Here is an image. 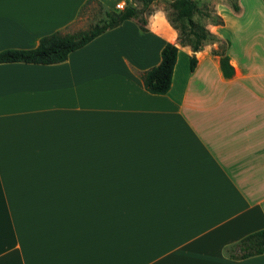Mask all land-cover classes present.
<instances>
[{
  "label": "crops",
  "instance_id": "1",
  "mask_svg": "<svg viewBox=\"0 0 264 264\" xmlns=\"http://www.w3.org/2000/svg\"><path fill=\"white\" fill-rule=\"evenodd\" d=\"M84 1L0 0V52L66 30ZM245 1L206 25L231 75L217 43L177 45L164 94L139 78L176 44L163 10L59 63H0V264H264L226 253L264 228V3Z\"/></svg>",
  "mask_w": 264,
  "mask_h": 264
},
{
  "label": "trees",
  "instance_id": "2",
  "mask_svg": "<svg viewBox=\"0 0 264 264\" xmlns=\"http://www.w3.org/2000/svg\"><path fill=\"white\" fill-rule=\"evenodd\" d=\"M91 1L85 0L79 12ZM264 3V0H262ZM151 0H128L117 10H104V18L85 30L68 32L57 30L41 36L37 44L29 49H6L0 52L1 62H25L52 64L64 61L69 52L83 46L103 31L119 25L125 19L133 20L140 30L147 29V18L154 11L150 8ZM233 12L239 11L238 0H227ZM78 12V14H79ZM168 24L176 31V44L166 42L160 50L159 62L141 72L139 78L143 87L153 94H164L170 85L171 73L177 54V45L189 46L192 52L205 45L217 43L211 53L219 56V66L223 76L231 75L232 68L225 54L227 42L207 30V24H221L222 20L215 10L198 11L193 0H170L168 8L163 9ZM194 13L206 18V24L192 20ZM195 58L189 57V69L194 67ZM264 252V228L245 235L226 248L230 257L244 258Z\"/></svg>",
  "mask_w": 264,
  "mask_h": 264
},
{
  "label": "rangeland",
  "instance_id": "3",
  "mask_svg": "<svg viewBox=\"0 0 264 264\" xmlns=\"http://www.w3.org/2000/svg\"><path fill=\"white\" fill-rule=\"evenodd\" d=\"M128 1V0H127ZM195 3L196 9L198 11L203 12L206 10H215V7L218 5H224L227 3V0H193ZM170 0H151L149 7L155 10H163L164 8H168ZM244 4H247L245 0H242ZM121 5L124 4L122 2ZM118 4L105 5L99 1H91L88 3L77 15V18L73 23H71L65 31L68 32H76L80 30H85L89 28L94 23H99L101 19L104 18V10L112 9L117 10L120 7ZM192 20L199 24H206V18L201 16L200 14L194 13L192 16Z\"/></svg>",
  "mask_w": 264,
  "mask_h": 264
},
{
  "label": "built area",
  "instance_id": "4",
  "mask_svg": "<svg viewBox=\"0 0 264 264\" xmlns=\"http://www.w3.org/2000/svg\"><path fill=\"white\" fill-rule=\"evenodd\" d=\"M117 6H118V7H120V8L122 7V5H121V4H118Z\"/></svg>",
  "mask_w": 264,
  "mask_h": 264
}]
</instances>
